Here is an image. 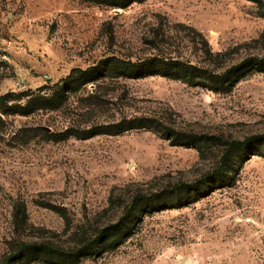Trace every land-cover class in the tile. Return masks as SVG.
<instances>
[{
    "label": "rangeland",
    "instance_id": "obj_1",
    "mask_svg": "<svg viewBox=\"0 0 264 264\" xmlns=\"http://www.w3.org/2000/svg\"><path fill=\"white\" fill-rule=\"evenodd\" d=\"M119 1L0 0V95L26 108L0 127V261L22 240L74 250L132 209L76 264H264V141L189 186L264 134V71L216 91L128 65L264 58V0Z\"/></svg>",
    "mask_w": 264,
    "mask_h": 264
},
{
    "label": "trees",
    "instance_id": "obj_2",
    "mask_svg": "<svg viewBox=\"0 0 264 264\" xmlns=\"http://www.w3.org/2000/svg\"><path fill=\"white\" fill-rule=\"evenodd\" d=\"M129 1L127 0H121L119 2H116L117 5H120L122 7L126 6ZM128 65L134 70H139L144 73H149L152 71L153 68H166L167 71L165 72V75H170L173 77H176L177 74H174L172 69L175 70V72H180L186 76H184L188 81H191L193 79H200L199 83H202L200 85L210 87L212 90H225L233 85V83L241 79L246 73L253 72V71H264V58L259 57H249L241 61L240 63L231 66L224 72H214L210 71L205 68H201L197 66L196 64H193L191 62H183L181 60H159L157 58H148L144 61H138V62H129ZM149 71V72H148ZM231 73H233L231 75ZM236 76H235V75ZM181 75H179L180 77ZM234 76V77H233ZM206 80H209V82H206ZM209 83V84H208ZM58 99L53 95L51 98L46 99L48 103L56 102ZM0 103L5 104V107H0L2 109L6 108L8 110H4V112H0V127L1 125L5 124V113L10 114V109H12L13 113H19L17 109H26L25 107L17 108L18 106H15L11 103L10 95H0ZM11 105V106H10ZM28 107V106H26ZM8 111V112H7ZM25 111V110H24ZM11 112V113H12ZM27 114L28 112H24ZM142 125L141 122L137 123L135 120H129L128 124L118 123L113 125H108L102 130H98L97 127H91L83 130H77L75 133L81 138H89L96 134H99L100 132H105L109 134H117L121 133L125 130L132 129L134 127H138ZM74 133V134H75ZM192 139L196 138L198 140H201L203 138L202 135L193 134L190 136ZM258 141H264V134L255 135L248 137L245 140L242 141H231L227 144V148L225 150V153L223 154L220 164L217 168L213 170L212 173L208 174L202 180L199 182H196L195 184L189 185L190 187H198L201 184L205 183L207 179L216 174V176H220L222 172L223 165H225V161L229 158L230 151L232 149L237 150H243L247 148L248 146L258 142ZM152 199V197L148 198L146 195H139L137 197L136 201H149ZM168 205H173V201H168ZM19 211V210H18ZM25 214V210L23 211ZM132 213V209H128L126 211V214L124 215V220L120 224H115L113 226H110L104 230H102L95 240L86 243L85 245L76 248L74 250H68L66 248H63L59 245L51 244L48 242H36V241H17L14 244V247L9 250V252L5 253L2 257V260L0 263L2 264H35L36 261L45 262L47 264H76L78 262V259L87 254L89 249H95L97 244L105 238L108 234H114L115 231L118 230V228L122 224H126V222L130 219ZM23 221L25 217L23 216ZM22 221V220H21ZM120 225V226H119ZM108 232V234H107Z\"/></svg>",
    "mask_w": 264,
    "mask_h": 264
}]
</instances>
